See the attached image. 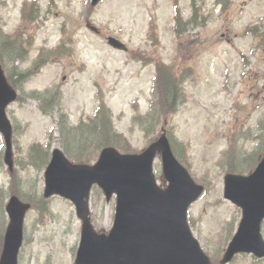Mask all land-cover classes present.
<instances>
[{
  "label": "rangeland",
  "instance_id": "rangeland-1",
  "mask_svg": "<svg viewBox=\"0 0 264 264\" xmlns=\"http://www.w3.org/2000/svg\"><path fill=\"white\" fill-rule=\"evenodd\" d=\"M30 1L0 0L2 32L34 35L26 61L14 64L15 85L8 82L17 99L6 109L13 127L12 173L24 201L31 204L24 220L19 264H73L80 239L81 223L73 204L60 196L43 197V171L33 169L26 156L33 144L62 150L56 112L43 114L39 102L28 95L52 86L60 89V110L70 125L91 118L102 99L113 129L132 153L144 150L159 136L161 127L171 142L180 143L183 157H176L193 180L204 186L188 209V223L212 264H218L241 217V210L223 197L228 160L252 153L257 143L254 137L260 134L258 120L264 113V0H195L207 19L179 36L173 31L174 0H103L94 7L91 0H32L40 14L34 24L21 14ZM178 4L183 18H188L191 0H178ZM87 21L98 33L87 28ZM108 36L123 42L127 51L110 47ZM62 38L68 42L69 55L47 62L26 82L19 81L17 71L32 68L40 51L53 49ZM175 58L179 73L191 68L181 79L184 104L174 113L163 111L152 132H145L137 120L147 117L155 100V64L170 65ZM8 68H2L7 79ZM159 100L156 105L160 107ZM4 152L0 133V188L6 190L10 172ZM98 154L83 163H94ZM252 167L232 172L248 175ZM153 172L163 188L160 156L154 159ZM2 195L5 206L10 194L3 191ZM47 201L49 212L39 210ZM114 206V197L106 201L102 191L92 187L90 217L98 232L110 230ZM3 212L5 227L4 207ZM262 233L264 237V222ZM229 264H264V259L240 254Z\"/></svg>",
  "mask_w": 264,
  "mask_h": 264
},
{
  "label": "water",
  "instance_id": "water-1",
  "mask_svg": "<svg viewBox=\"0 0 264 264\" xmlns=\"http://www.w3.org/2000/svg\"><path fill=\"white\" fill-rule=\"evenodd\" d=\"M100 0H91L96 5ZM87 26L97 32V29ZM113 48L124 44L108 38ZM16 98L0 69V132L5 143V163L12 170L11 125L5 107ZM161 155L167 187L156 185L152 163ZM44 197L54 194L70 200L81 220L80 242L74 264H210L186 221L190 203L203 191L174 157L162 134L139 154H121L113 147L101 150L93 165L70 162L58 148L44 171ZM96 184L106 200L116 195L113 225L108 234L97 233L89 219V194ZM224 197L241 208L242 217L220 264L237 253L264 257L260 224L264 218V156L247 175L228 173L224 177ZM30 204L15 195L8 199L9 217L0 264H17L22 243V227Z\"/></svg>",
  "mask_w": 264,
  "mask_h": 264
},
{
  "label": "trees",
  "instance_id": "trees-1",
  "mask_svg": "<svg viewBox=\"0 0 264 264\" xmlns=\"http://www.w3.org/2000/svg\"><path fill=\"white\" fill-rule=\"evenodd\" d=\"M174 3V31L178 35L186 29H193L198 25L204 24V21L207 19L204 14L201 13L200 7H198L195 4V1L192 0V13L190 17L184 21L181 18L180 10L177 6V0H175ZM36 6L37 4L34 2L30 4L29 8L24 6L22 10L24 20L29 21V23H33L38 19L39 8ZM32 43L33 35L23 37V35L19 32L12 35L3 34L0 29V65H2V67H5L6 65L9 66L8 69H10V71L8 77L12 80L14 85L15 80L12 79V72L16 71L14 63L18 60L23 62L26 59L27 52L29 51ZM69 53L70 49L66 43L62 41L56 49L41 52L34 62V66L41 67L46 62L64 57L69 55ZM177 65V61H174L171 65H165L162 62H156L155 64L156 73L153 91L155 100L151 104L150 112H148L147 117L144 116L142 118V116H140L141 119L137 120V123L141 125L145 132H152V129L158 122L159 114L163 111L171 114L176 112L181 105L184 104L181 79L185 75H189L191 73V68L185 67L181 69V72L179 73ZM36 71L37 68L19 70L16 75L18 76L19 81L25 82L31 75L36 73ZM184 72H188V74H184ZM28 95L39 102V110L43 114L51 115L56 112V124L61 148L66 156L74 159L75 161L89 162L91 158L97 156V153L102 147L108 145L115 146L123 152H131L129 147L124 145V138L113 129L111 113L102 99L100 100L93 117L88 118L87 121H80L77 125H70L67 114L60 110L61 92L59 88H48L43 91H33L29 92ZM157 100H159L161 104L160 107L159 105H156ZM146 121L147 123H145ZM259 133L260 134H257L254 137L257 139V145L254 147L252 153H248L244 157H239L238 160L237 158L235 159V157L228 160V169L230 171L245 169L248 168V166H253L261 154H263L264 124H262V120L259 122ZM172 148L175 155L181 159L183 157V153L180 143L178 141H172ZM26 156L28 164L37 172H41L50 157L49 145L47 144L46 146H42L40 144H33L28 148ZM239 160L243 161L245 164L249 163V165H238ZM3 191L9 192V194H16L24 200L17 185V178L14 174H11L10 184L6 190L0 188V251L4 232ZM31 201L32 204H34V200L31 199ZM47 203L48 201L43 202L39 210L48 211Z\"/></svg>",
  "mask_w": 264,
  "mask_h": 264
}]
</instances>
